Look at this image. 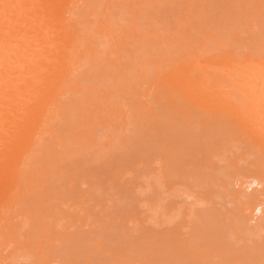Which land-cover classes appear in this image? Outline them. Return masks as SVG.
<instances>
[{"label":"bare ground","instance_id":"1","mask_svg":"<svg viewBox=\"0 0 264 264\" xmlns=\"http://www.w3.org/2000/svg\"><path fill=\"white\" fill-rule=\"evenodd\" d=\"M131 178L215 229L178 261L264 264V0H0V264H62Z\"/></svg>","mask_w":264,"mask_h":264},{"label":"rangeland","instance_id":"2","mask_svg":"<svg viewBox=\"0 0 264 264\" xmlns=\"http://www.w3.org/2000/svg\"><path fill=\"white\" fill-rule=\"evenodd\" d=\"M228 5L233 4H231L229 1ZM177 6L179 7V4ZM178 7L174 8L173 11L176 16L178 15L182 17L184 6H181L183 8L181 10H179ZM172 21L173 19L169 20V22ZM233 36L235 35L233 34ZM145 168L147 167H143V169L138 172V177L140 176L141 172L146 170ZM142 176L140 177L142 178ZM133 178H136L140 183L139 180L141 179L138 180L137 176H133ZM131 180L132 178L129 181L130 183L124 187V193H127L129 190H131L129 189L130 187L132 188L135 186L132 188V192L129 191L130 193L128 192L127 194L122 193L121 190L123 187L121 190H119L121 191L122 195L124 194L125 196H122L121 193L118 192L115 193V191L118 190L114 191V194L116 195L113 196L112 194V196H110V194H108L110 191L105 192L107 188H104V191L99 189L103 191V193L100 192L99 195H94L97 202H92L89 200L87 203H75V205H72L69 208L70 212L74 210L78 211L80 206L81 209H83L82 214L86 215L90 220L89 225L84 226V229L82 228L83 231L81 233H78V235L75 234L73 238H70V240H66V244L63 242L65 246L62 248V250H60V253H58L60 258L59 262H62V264H86L87 262L84 256L87 253H91V264H185V262L186 264H189L191 261L193 262L190 264L197 263L190 257L188 259L185 258L182 261H178V258L175 257L176 254L174 251L176 250L177 246H181V244H184L182 246L187 247V249L189 246V249L191 248L194 251H198V248L202 249L204 244L209 243L211 245V242L213 241L211 237H214L216 236L215 234H217L216 232L214 233V228H211L213 226H210L211 224H208L206 221L204 222L205 224L203 223L202 225L196 222L198 223V226H200V229H198L201 231L200 232L198 230L199 232H196L194 227H197V224L195 221H187L189 219L188 216L185 217L186 219L184 218L181 223H178V221L181 219H178V213L173 211L175 210L177 212V208L173 209L172 211L167 209L171 206L177 207L176 202L178 200V196H175L173 190H161L162 193H159V196H163V199H159L160 202L159 200L156 202H159L156 204L158 205L156 207V205L152 203V199L154 198L153 196L151 197L152 194L150 196L147 195L150 194V191L147 190L149 187L147 186V188H140L142 187L140 185L138 189V185L135 184L136 182ZM131 182H133V184H131ZM195 184L198 185L197 182ZM127 186H129V188H127ZM144 188H146V190H144ZM199 188L200 187H197V190L194 188L195 191H193V196L198 195L200 197H194L195 199H193L192 203L195 204L194 201L196 200L197 206L198 204H203L202 206L205 207V203H201L202 201H200L204 196L201 197L203 194L199 192ZM143 191H146L147 193L145 192L144 195ZM133 192L137 195L140 193V195L137 196ZM107 196L108 198H106ZM110 197H113L112 199L115 201L107 200ZM197 198L201 204L197 202ZM118 200L122 203V205L121 203L117 202ZM69 202L70 201L66 202L64 205H60L63 209H66L70 205ZM174 203H176V205ZM202 206H200L201 209L203 208ZM108 221H110V223H108ZM207 227L208 229H206ZM204 230H209L210 232ZM211 232H213V234ZM248 238L252 241L254 239L249 236L244 240L245 242L249 243L248 245L252 246L253 243H251L252 241H249ZM166 240L167 242H165ZM90 241L93 243L95 242L94 245L90 244ZM79 243L81 244L79 245ZM86 243L89 245V247ZM99 245L103 249V254L98 252ZM187 261L190 262L187 263ZM202 263L209 264L207 259Z\"/></svg>","mask_w":264,"mask_h":264}]
</instances>
